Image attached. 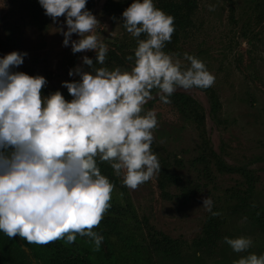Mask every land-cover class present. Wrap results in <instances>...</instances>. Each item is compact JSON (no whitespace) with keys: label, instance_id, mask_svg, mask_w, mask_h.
Listing matches in <instances>:
<instances>
[{"label":"clouds","instance_id":"obj_1","mask_svg":"<svg viewBox=\"0 0 264 264\" xmlns=\"http://www.w3.org/2000/svg\"><path fill=\"white\" fill-rule=\"evenodd\" d=\"M54 23L66 17L64 46L72 52H96V62L83 57L82 66L69 71L80 80L63 82L73 97L67 101L60 91L42 96L48 83L44 76L13 71L28 53L13 51L0 58V231L9 238L19 235L29 244H65L77 235L94 242L99 251L104 237L94 231L111 207L114 184L101 174L97 161L107 162L123 184L136 190L161 171L152 150L155 109L145 111L154 99L164 104L178 88L207 89L215 76L205 63L187 52L164 51L175 32L174 17L154 5L153 0H134L123 12L126 31L137 39L131 71L104 65L108 46L93 34L100 24L86 8L87 0H38ZM210 10H214L210 6ZM73 34L80 39L73 40ZM144 36L141 39V36ZM212 216L213 201L203 199ZM236 253L246 252L251 237H224ZM233 264H264V255L242 256Z\"/></svg>","mask_w":264,"mask_h":264},{"label":"rangeland","instance_id":"obj_2","mask_svg":"<svg viewBox=\"0 0 264 264\" xmlns=\"http://www.w3.org/2000/svg\"><path fill=\"white\" fill-rule=\"evenodd\" d=\"M18 1L0 0V58L13 51L26 52L24 63L14 68V72L28 74L32 71L31 76L39 72L47 79L46 86L65 89L64 80L57 75L63 52L72 50L71 44L63 45L65 37L59 31L61 26L67 31L66 17L53 22L46 36L42 37L31 26L25 11L20 10ZM105 1L95 0L93 13L100 23L93 34L103 42L121 34L120 28L110 25L102 14ZM262 1H199L194 17L196 28L180 44L183 53L203 61L215 76L211 88L218 97L220 111L213 117L209 113L206 95L199 90L178 88L177 91L185 92L203 106L207 115L205 138L218 155L219 162L233 171L218 172L212 163L209 177L203 175V165L195 161L201 154L202 140L198 132L193 124L181 120L176 111L157 99V94L145 105V111L155 109L157 113L158 126L154 129L155 140L151 146L153 152L167 157L169 172L180 180L166 189L171 198L165 199L160 195L157 173L132 190L123 184V173L117 176L112 169L118 185H114L110 204L128 212L123 216L124 222L133 224L134 216L139 221L144 217L156 229L183 241V248L174 257L164 253L160 255L150 249L139 255L137 264H213L221 259L233 264L252 253L264 255V20L258 24L259 13L253 10L254 4ZM210 6L214 10H210ZM242 32L247 34L245 39L239 38ZM72 39L80 37L73 34ZM38 43L40 47H37ZM90 52L94 51L81 52L74 68L83 67V57ZM176 58L190 66L183 56ZM71 79L75 82L80 77L74 75ZM44 94L49 96L50 90ZM68 96L71 101L73 97L69 92ZM248 177L252 179L250 192ZM192 184H198L200 190L183 202L177 196L182 188L190 189ZM237 192L239 196L252 195L257 224L251 219L250 212H244L236 205L238 200L234 193ZM208 196L213 201L212 211L220 213L213 217L222 225L215 249L212 254L205 255L193 246L192 240L202 235V228L211 216L203 207V199ZM240 236L251 237L253 245L246 252L236 253L224 242V237Z\"/></svg>","mask_w":264,"mask_h":264},{"label":"trees","instance_id":"obj_3","mask_svg":"<svg viewBox=\"0 0 264 264\" xmlns=\"http://www.w3.org/2000/svg\"><path fill=\"white\" fill-rule=\"evenodd\" d=\"M199 1L202 0H153L157 8L174 17L175 32L171 42L166 44L164 49L165 52L169 54L176 53L178 57L183 56L184 53L182 52L180 44H182V41L187 40L192 30L196 28L194 17L197 12ZM133 2L134 0H106L104 2L101 9L102 14L108 18L110 25L120 28L121 34L111 41L108 40L104 42L109 49L106 61L104 65L96 64V67H107L109 70H114L116 67H119L122 71H131L134 66V61L126 60V57L129 55L134 57L137 39L131 36L124 28L122 15ZM18 4L20 10L25 11L24 13L30 19L31 26L39 32V35L45 37L51 28L53 20L45 15V10L38 0H19ZM95 7V0H87L86 8L88 10L94 13ZM253 10L259 13L257 15L258 24L262 23L264 20V0L255 3ZM246 37V32H242L239 38L245 39ZM140 38L143 39L144 36L142 35ZM39 43L37 47H40ZM1 46L2 42L0 41V52ZM63 53L59 66V75H57V77L64 81L74 82V80L71 79L72 76H69V71L76 66L81 52L74 54L72 50H65ZM88 57L93 59L94 63L96 62L95 51L92 53L90 52ZM83 67L85 70L91 71L88 66L83 65ZM29 72L32 73V71ZM31 73L28 74L31 75ZM37 75H40L39 72H35L33 76ZM192 89L199 90L206 95L209 113L212 114L213 117L216 116L220 111V103L215 90L211 87L207 89L193 87ZM47 90H50L51 94L60 91L65 99L69 101L67 88L61 89L58 86H45L42 88V96H46L44 93ZM154 94H156V90H153V95ZM157 99H159V96H157ZM170 99L172 102L165 105L176 111L181 120L193 124L202 140L200 146L201 154L195 161L203 165V175L209 177V167L212 163L217 166L216 169L218 172L233 171L229 167H224L221 162H219L218 155L215 154L209 146L208 140L205 138V120L207 115L203 106L185 92L176 91ZM149 105H151V102ZM157 155H159V152H157ZM158 157L161 171L157 173V186L160 190V195L165 199H170L171 195L166 189L170 185L178 183L180 180L169 172L167 157L161 155ZM97 163L101 170V174L105 175L112 184L118 185L111 166L107 162L101 163L99 160ZM247 183L248 191L250 192L252 189L251 177H248ZM190 186V189L182 188L181 194L177 196L182 199L183 202L194 197L195 193L200 190L198 184H192ZM122 190L125 191L126 189L123 187ZM249 194L250 193L239 196L238 192L234 193L235 198L238 200L236 205L244 212H250L251 219L257 224L256 210L254 211L253 206L255 202L252 201V195L250 197ZM127 205L129 206V202ZM127 213L126 210L119 209L116 204H111V207L104 214L100 225L93 229L104 237L99 251H94V242H89L87 237L81 239L77 238L76 242L79 243L77 246H69L64 243V240H57L50 251L55 254L54 260H45L46 263L43 262V264H137L139 255L145 250L153 249L160 255L164 253L165 255L174 257L177 252L183 248L182 240L171 238L167 234L156 229L153 225L149 224L148 220L144 217L142 221H139L134 216L133 224L131 222H124L123 216ZM221 225L222 224L212 215L208 217L202 228V235L192 240L193 246L201 249L205 255L212 254L219 237ZM137 230H141V232L138 233ZM38 251V256L44 258V254L41 253L40 250ZM213 264L231 263L221 259Z\"/></svg>","mask_w":264,"mask_h":264},{"label":"flooded vegetation","instance_id":"obj_4","mask_svg":"<svg viewBox=\"0 0 264 264\" xmlns=\"http://www.w3.org/2000/svg\"><path fill=\"white\" fill-rule=\"evenodd\" d=\"M77 238L81 239L83 237L77 235ZM54 244L55 242L46 245L29 244L26 240L20 238L19 235L9 238L0 231V264H43L45 260L53 261L55 254L50 251ZM77 244L79 243L75 241L68 245L77 246ZM38 250L44 254V258L38 256Z\"/></svg>","mask_w":264,"mask_h":264}]
</instances>
